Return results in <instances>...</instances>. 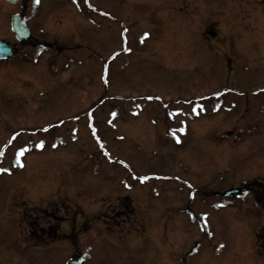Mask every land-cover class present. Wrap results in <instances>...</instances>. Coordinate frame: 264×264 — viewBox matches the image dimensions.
I'll return each instance as SVG.
<instances>
[{"label": "rangeland", "instance_id": "1", "mask_svg": "<svg viewBox=\"0 0 264 264\" xmlns=\"http://www.w3.org/2000/svg\"><path fill=\"white\" fill-rule=\"evenodd\" d=\"M124 2L93 39L99 80L48 51L76 22L59 9L17 75L0 66L18 101L0 118V264H264V194H213L264 187V0ZM177 105L209 111L157 124Z\"/></svg>", "mask_w": 264, "mask_h": 264}, {"label": "flooded vegetation", "instance_id": "2", "mask_svg": "<svg viewBox=\"0 0 264 264\" xmlns=\"http://www.w3.org/2000/svg\"><path fill=\"white\" fill-rule=\"evenodd\" d=\"M114 1L115 0H39V3H37V0H16L14 2L9 0H0V38L4 39L3 36L8 35L9 37H13V39H15V33L11 28L13 16H18L16 19L20 20L22 18V20H24L25 27L28 29L29 37L31 38L25 42H17L14 40V43H9L13 53L6 60H0V66H9L10 60L16 58L14 60L15 63H11L12 66L10 69L16 71L15 74L12 73L11 75H17L18 67L16 65L19 64L20 67V65H23L24 63L20 62L24 57V49H31L34 47L30 46L29 43L33 40H36L32 39L35 38V31L38 32L39 29H42L44 26L49 27L51 15L56 9H59L62 12V15H69V17L76 16V22H73V26L72 28L70 27L69 31L66 32L63 31V29L61 30V33H59L60 39H57L56 43L55 41L47 40L45 44L50 46V52L52 53V56L57 55L56 57L58 58L61 68L68 74V80L80 78L78 77V72L81 66H84L83 73L87 75V80H89L91 76H94L91 78L92 83L95 82V80H99L97 71L99 68L98 64L108 68L110 63L108 56L107 58L100 56L98 58L100 61L97 60L96 52L98 45L97 43H94L93 39L98 32V28H100V30L104 29L107 31L109 38H111L112 33L114 32V21L124 22L122 15H125L126 17L129 15V11H125L123 8V6H125L124 0H117V6H115L116 4ZM37 36L38 35H36V37ZM5 41L8 42L7 40ZM103 48L104 47H102V49ZM106 49H108L107 46ZM51 62L52 63H50V65L58 64V62ZM48 68L53 70L57 67ZM22 73L23 76H25L26 72L22 70ZM82 75L83 74L80 76ZM108 75L110 74L106 72L107 77ZM4 76L8 75H3L0 81H2V79H6ZM7 99L8 98H3L0 96V114H8L7 116H9V113H11V111H7L10 110L9 105L11 104L15 107L18 101L13 103L12 99ZM5 101L9 102L10 104H6ZM162 117L164 124H168L169 115L165 114ZM1 128L2 127H0V129ZM9 128L10 127H8V129ZM261 185L264 186L263 184ZM235 187L242 188L241 193H264L263 187L260 190L247 189L245 186L242 187V185ZM260 237L262 240H264V232L260 234Z\"/></svg>", "mask_w": 264, "mask_h": 264}, {"label": "water", "instance_id": "3", "mask_svg": "<svg viewBox=\"0 0 264 264\" xmlns=\"http://www.w3.org/2000/svg\"><path fill=\"white\" fill-rule=\"evenodd\" d=\"M9 1H16V0H9ZM13 22H12V30L14 31L16 38L24 40L28 36V32L25 29V26L23 24V20L16 19V17H13ZM11 53L10 48L7 47V45L3 42L0 41V58L5 57ZM231 194H239L238 189H231L228 190L224 193V195H231ZM79 260L76 261H71L69 264H78Z\"/></svg>", "mask_w": 264, "mask_h": 264}, {"label": "snow or ice", "instance_id": "4", "mask_svg": "<svg viewBox=\"0 0 264 264\" xmlns=\"http://www.w3.org/2000/svg\"><path fill=\"white\" fill-rule=\"evenodd\" d=\"M37 3H39V0H37Z\"/></svg>", "mask_w": 264, "mask_h": 264}]
</instances>
